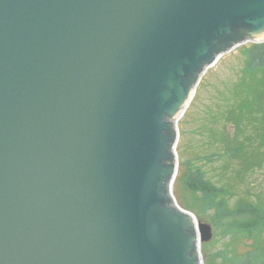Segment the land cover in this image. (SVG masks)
<instances>
[{"label":"water","instance_id":"water-1","mask_svg":"<svg viewBox=\"0 0 264 264\" xmlns=\"http://www.w3.org/2000/svg\"><path fill=\"white\" fill-rule=\"evenodd\" d=\"M247 42L264 0H0V264H202L177 122Z\"/></svg>","mask_w":264,"mask_h":264},{"label":"rangeland","instance_id":"rangeland-1","mask_svg":"<svg viewBox=\"0 0 264 264\" xmlns=\"http://www.w3.org/2000/svg\"><path fill=\"white\" fill-rule=\"evenodd\" d=\"M262 51L264 44L245 43L220 57L203 75L193 100L177 123V172L171 191L182 209L211 226V238L200 246L202 264H264V225L253 233L257 225L249 214L218 216L207 207L205 198L197 190L192 192L189 186L192 176L200 170L217 187L225 185L232 189L226 195L229 208L237 207L246 198L251 201L260 198V203L253 204L264 208V165L245 170L239 180L237 175H230L237 162L228 160L222 152L239 140L246 142L242 139L244 128H237L228 111L252 93L254 84L246 63L255 65L254 54ZM257 69L264 70V65ZM242 82L247 91L244 96H240L238 86ZM223 134H227L225 138ZM260 139L248 142L250 145L262 142L259 155L264 152V140ZM247 144L251 150L253 146ZM232 177L236 184L232 183Z\"/></svg>","mask_w":264,"mask_h":264},{"label":"trees","instance_id":"trees-1","mask_svg":"<svg viewBox=\"0 0 264 264\" xmlns=\"http://www.w3.org/2000/svg\"><path fill=\"white\" fill-rule=\"evenodd\" d=\"M254 57L256 60L255 65L250 66L246 63L247 70L252 74V76H250L251 82L254 84L252 93L246 94V86L242 82V85H238L241 86L240 96H244L245 94L246 96L244 100L238 101V103L233 105L228 111V115L231 116L237 128H244L245 134L242 139L246 140V142L239 140L222 151L227 155L228 160L234 161L235 163L237 162V166L233 168L230 175H237L239 180L243 179L242 173L244 174L245 170L264 165V152H262L261 155L258 154L259 146L262 142L255 143V145H250V143H248L252 140L257 141L260 137L261 141L264 140V70L257 69L264 65V51L254 54ZM248 129H250V133L247 132ZM226 135L227 134H223V137L225 138ZM246 144L248 146H253L252 149L249 150ZM232 180V183L236 184L235 182L237 181L233 177ZM189 186L192 192L197 190L196 193H200L202 197L205 198L207 207L214 209L218 216L249 214L248 217L254 222L256 221L255 224L257 225L253 233L256 232V229L258 231V228H260L262 224L264 225V208L253 204V202L260 203V198H255L253 199L254 201H251L250 198H246L245 202L238 203L237 207L229 208L226 195L232 189L225 185H223V187H217L211 181L205 179L200 170H197L196 174L192 176ZM194 198L196 200L195 196ZM237 264L239 263L237 262Z\"/></svg>","mask_w":264,"mask_h":264}]
</instances>
